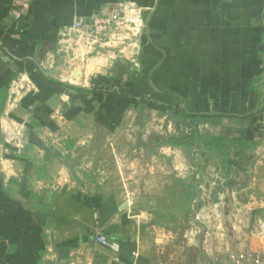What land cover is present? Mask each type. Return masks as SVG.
<instances>
[{
	"label": "crops",
	"instance_id": "1",
	"mask_svg": "<svg viewBox=\"0 0 264 264\" xmlns=\"http://www.w3.org/2000/svg\"><path fill=\"white\" fill-rule=\"evenodd\" d=\"M10 1L0 0V145L20 151L0 155V264H156L116 222L117 192L75 177L61 155L119 130L120 107L134 102L120 93L245 133L263 101L264 0H31L19 19ZM120 1L142 9L134 42L85 60L59 51L60 29ZM16 128L18 144L6 139Z\"/></svg>",
	"mask_w": 264,
	"mask_h": 264
},
{
	"label": "rangeland",
	"instance_id": "2",
	"mask_svg": "<svg viewBox=\"0 0 264 264\" xmlns=\"http://www.w3.org/2000/svg\"><path fill=\"white\" fill-rule=\"evenodd\" d=\"M258 107L244 128L245 140L226 120L199 119L201 135L222 138L208 150L204 142L162 144L181 132L190 135L189 121L169 116L161 103L128 102L120 107L118 131L92 144L88 137L73 154L59 155L75 177L109 183L118 194L116 222L125 220L130 236L146 241V256L156 264H227L230 255L262 245L254 224L264 217V100Z\"/></svg>",
	"mask_w": 264,
	"mask_h": 264
},
{
	"label": "built area",
	"instance_id": "3",
	"mask_svg": "<svg viewBox=\"0 0 264 264\" xmlns=\"http://www.w3.org/2000/svg\"><path fill=\"white\" fill-rule=\"evenodd\" d=\"M30 3L31 0H11L8 12L14 19H19ZM143 27L142 9L128 1H120L104 9L100 14L77 18L60 29L58 32L59 44H61L59 51L72 52V55L75 53L79 60H85L92 53H97L104 47L111 46L112 43H119L120 40L124 46L134 42L133 38L136 39L139 36ZM122 29L125 32L120 35ZM117 50L120 52V47ZM260 96L264 100L263 89H261ZM21 136L20 130L16 128L14 134L7 135L6 139L7 141L16 140L18 144V138ZM6 151L0 145V155ZM254 225L262 241L260 249L230 255V259L226 261L227 264H264V217L258 216ZM96 242L114 252L118 251V244L102 233L96 236ZM47 264H63V262L53 256Z\"/></svg>",
	"mask_w": 264,
	"mask_h": 264
},
{
	"label": "trees",
	"instance_id": "4",
	"mask_svg": "<svg viewBox=\"0 0 264 264\" xmlns=\"http://www.w3.org/2000/svg\"><path fill=\"white\" fill-rule=\"evenodd\" d=\"M120 98H123V99H128V100H131V101H138V102H148L149 100L147 99V97L144 95L142 97H140L139 99H135V98H130L128 97L127 95L125 94H121L120 93ZM168 110H176V114L174 115L173 118H177L179 119V121L181 120L182 122L184 121H189V127L191 129H193V132L190 133V135H187L186 133L184 132H181V137L178 138H175L174 136H169L167 139L165 140H162V144H170V145H191V144H194L196 146H201L203 145L202 143L204 142V145L206 146V149L208 150H213V148H218V146L220 145V142H221V137L219 136H215V135H212V134H208V135H201L199 133V130L197 128V125H198V120L199 119H203L205 116H199V115H189L188 113H186L185 111L183 110H177L175 108H171V107H166ZM264 110V109H263ZM207 117V116H206ZM179 121H177L179 123ZM207 137V138H205ZM245 133L244 131H240V137L239 139H244L245 140ZM250 141H246V143H249ZM254 144V143H253ZM233 163H235L233 161ZM187 190L189 187H186ZM187 190H186V195H188L187 193ZM192 197L190 195H188V200H190ZM190 203V201L188 202Z\"/></svg>",
	"mask_w": 264,
	"mask_h": 264
}]
</instances>
